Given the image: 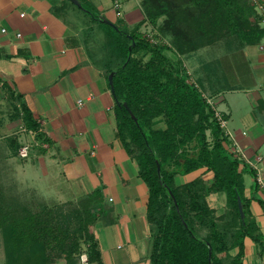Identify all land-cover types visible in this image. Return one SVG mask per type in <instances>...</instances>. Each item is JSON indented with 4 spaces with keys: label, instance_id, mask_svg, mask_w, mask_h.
Returning a JSON list of instances; mask_svg holds the SVG:
<instances>
[{
    "label": "trees",
    "instance_id": "obj_1",
    "mask_svg": "<svg viewBox=\"0 0 264 264\" xmlns=\"http://www.w3.org/2000/svg\"><path fill=\"white\" fill-rule=\"evenodd\" d=\"M79 1L84 9L63 0L53 13L68 16L69 7L81 13L85 44L93 62L105 71L107 80L114 73L117 136L149 190L151 264H243L248 238L264 253L262 235L249 220L241 163L229 153V141L215 109L191 82L182 59L233 36L244 45L260 44L264 28L251 0H142L146 19L132 29L118 20V30L101 21L106 17L93 4ZM146 23L171 38L172 45L149 41L141 32ZM95 27L105 36L100 60L85 35ZM2 87L20 102L18 114L26 128L51 144L23 97L6 84ZM159 119L164 121V130L153 127ZM201 169H206L207 179L176 186L177 176ZM211 194L226 196L229 211L224 218L217 219L210 208L207 198ZM109 215L102 189L77 201L43 205L37 211L11 203L0 192V235L7 264H81L83 256L87 264H103L93 227ZM234 248L239 253L231 258Z\"/></svg>",
    "mask_w": 264,
    "mask_h": 264
},
{
    "label": "crops",
    "instance_id": "obj_2",
    "mask_svg": "<svg viewBox=\"0 0 264 264\" xmlns=\"http://www.w3.org/2000/svg\"><path fill=\"white\" fill-rule=\"evenodd\" d=\"M86 1L109 21L122 20L129 28L146 19L140 0H135L141 12L135 18L122 12L130 0H121L119 10L116 0ZM63 4V0H0V85L23 97L40 132L51 141L45 144L41 163L57 172L67 184L68 195L78 200L102 189L110 215L95 224L93 233L103 264H151L148 187L117 136L115 98L105 71L93 62L85 44V17L72 7L68 16L55 15L53 10ZM134 8L128 6V11ZM260 44L244 45L233 36L182 59L191 82L226 120L227 130L246 157L240 165L244 199L249 220L264 243V53ZM153 127L164 130V121L157 120ZM205 173L201 169L177 176L175 184L181 187L207 179ZM207 201L217 219L227 215L224 194H211ZM238 253V248L231 250V258ZM243 264H264L261 247L249 238Z\"/></svg>",
    "mask_w": 264,
    "mask_h": 264
},
{
    "label": "rangeland",
    "instance_id": "obj_3",
    "mask_svg": "<svg viewBox=\"0 0 264 264\" xmlns=\"http://www.w3.org/2000/svg\"><path fill=\"white\" fill-rule=\"evenodd\" d=\"M142 1V0H140ZM128 6L135 7L128 11ZM135 13H132V12ZM124 16L135 17L141 12L135 0L123 5ZM163 20L159 22L161 25ZM144 26V25H143ZM142 26V34L154 44L172 45L171 38L161 36L158 28L147 24ZM132 29V28H130ZM85 35L90 37V47L97 58H101V47L105 41L104 33L95 30ZM172 58L174 55L170 54ZM20 102L12 98L10 92L0 85V192L11 203L27 205L37 211L43 205L52 207L77 201L68 195V187L57 172L41 163L47 148L39 140L37 133L29 131L22 115L18 114ZM49 169V170H48ZM206 235V233H203ZM0 264H7L4 241L0 235ZM81 264H84L81 261Z\"/></svg>",
    "mask_w": 264,
    "mask_h": 264
},
{
    "label": "built area",
    "instance_id": "obj_4",
    "mask_svg": "<svg viewBox=\"0 0 264 264\" xmlns=\"http://www.w3.org/2000/svg\"><path fill=\"white\" fill-rule=\"evenodd\" d=\"M251 3L254 5L258 16L261 18L262 24H264V0H251ZM121 7H122L121 0H116L115 1V9L119 10V9H121ZM259 48H260V51L264 53V39H263V42L260 44ZM207 101L212 106V101L209 99H207ZM215 112H216V118L220 124V127H221L223 134H224V137H226L229 141V145H228L229 153H231L241 163L243 160H246L245 155L243 154L239 145L234 140L231 133L227 130L226 120L216 110H215ZM263 209H264V207H263ZM82 262L84 264H87V257L86 256L82 257Z\"/></svg>",
    "mask_w": 264,
    "mask_h": 264
},
{
    "label": "water",
    "instance_id": "obj_5",
    "mask_svg": "<svg viewBox=\"0 0 264 264\" xmlns=\"http://www.w3.org/2000/svg\"><path fill=\"white\" fill-rule=\"evenodd\" d=\"M73 5H75L77 8L79 9H84L83 8V5L82 3L79 1V0H69ZM102 22L112 26L114 29L118 30L117 26L115 25V23L109 21L107 18H103L101 19ZM108 81H109V85H110V88H111V91L112 93L115 92V87H114V73L110 74L109 78H108ZM125 107L126 109L129 111L132 119L137 123L138 120L137 118L135 117V115L131 112L130 108L127 106V104H125ZM158 173L159 175L161 174V167L158 163ZM173 197V196H172ZM238 205H239V211H240V214H241V219L242 221L244 222L245 221V213H244V206H243V203H242V200L239 198L238 199ZM212 256V249L210 250V257Z\"/></svg>",
    "mask_w": 264,
    "mask_h": 264
}]
</instances>
